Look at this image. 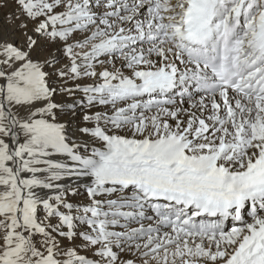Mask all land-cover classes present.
<instances>
[{"label":"snow or ice","instance_id":"snow-or-ice-1","mask_svg":"<svg viewBox=\"0 0 264 264\" xmlns=\"http://www.w3.org/2000/svg\"><path fill=\"white\" fill-rule=\"evenodd\" d=\"M0 264H264V0H0Z\"/></svg>","mask_w":264,"mask_h":264}]
</instances>
